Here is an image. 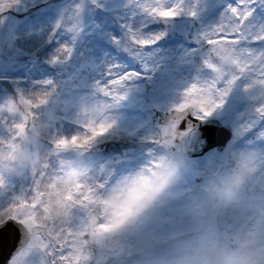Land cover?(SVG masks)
Masks as SVG:
<instances>
[{"label":"rangeland","instance_id":"rangeland-1","mask_svg":"<svg viewBox=\"0 0 264 264\" xmlns=\"http://www.w3.org/2000/svg\"><path fill=\"white\" fill-rule=\"evenodd\" d=\"M149 2L151 0H29V4L35 7L31 9V20L28 21L27 17L20 27L23 39L25 36L37 38L41 45L43 35L50 33L46 35L44 43H47L57 23L62 22L55 36L54 51H30L28 44L31 39L25 46L23 39H10V33H0V85L8 84L16 89L15 95L11 96L0 91V101L17 96L18 88L13 86L14 83L33 84V88L52 92L54 88H65L63 98L66 109L52 107L60 112L54 128L62 131L63 136L67 129L62 127V118L68 120L69 129L77 134L84 130L81 125L85 109H104V119L113 127L96 141L111 139L109 136L123 140L122 149L115 153L117 157L113 156L111 161L103 158L96 162V159H84L82 152L76 150L63 156L78 160L87 167L92 182L99 181L98 184L104 185L101 194L105 196L118 187L131 184L142 174L150 175L147 169L154 162L174 154L157 146V131L151 124V108L165 110L176 107L185 99L186 89L211 76L207 68L204 74L195 69L197 53L182 39L161 40L166 29L158 19L146 16L140 7ZM162 2L165 6L183 3L185 8L197 5V0ZM216 3L217 0H199L196 18L204 29L217 19L219 9L215 7ZM77 8L81 11L77 12ZM69 20L73 27L78 25L79 30L74 34L64 30ZM128 29L135 31L141 39H152L154 36H159V39L147 47L129 46ZM65 44L73 49L70 57L52 65L51 58ZM35 46L32 44L31 48ZM50 70L55 72L53 77L47 76L40 82L29 80ZM110 70L113 75L133 74L113 88L114 97L119 99L107 97L101 91L109 80L107 74ZM16 78L22 81L14 82ZM44 81L53 83L42 86ZM145 82L153 85L150 93H146ZM177 92L183 94L178 103L174 101ZM230 97L250 105L248 94L243 87L237 86L225 97L220 114L229 113L234 107ZM48 99L53 100L55 96L52 94ZM45 106L50 107L48 103ZM243 113L234 117L240 125L246 117ZM259 141L253 136L238 147L231 145V149L233 153L264 151ZM24 143L7 154L4 171L0 164V180L7 181L9 177L20 180L26 170L32 168H26L19 178L5 171L15 165L16 151ZM43 158L44 155L35 167L40 166ZM121 159L125 162L116 168ZM237 163L238 160L233 158V166L223 168L216 153L196 160L185 157L187 167L181 170L178 180L151 204L144 202L139 219L131 228L103 246L97 244L106 264H259L264 261V232L260 226V215L264 213V169L257 173L228 210L220 212L211 206L222 176ZM199 176L203 180L197 183L195 179ZM166 221H171V225H165Z\"/></svg>","mask_w":264,"mask_h":264},{"label":"snow or ice","instance_id":"snow-or-ice-1","mask_svg":"<svg viewBox=\"0 0 264 264\" xmlns=\"http://www.w3.org/2000/svg\"><path fill=\"white\" fill-rule=\"evenodd\" d=\"M34 7L29 0H0V33H10V39H23L20 27ZM140 7L150 19L171 20L181 14L195 18L199 0L188 8L183 3L165 6L162 0H151ZM215 7L219 9L217 19L200 37L203 63L211 76L186 89L185 99L173 112L203 121L223 107L225 97L234 87L241 86L250 105L235 135H252L264 141V0H217ZM61 27L62 22H58L53 37ZM64 30L74 34L79 28L73 27L69 20ZM128 32L129 46L147 47L159 39V36L141 39L135 31L128 29ZM72 50L69 44L63 45L50 63L59 64L70 57ZM107 75L109 80L101 91L107 97L119 99L114 97L113 88L133 74L113 75L110 70ZM52 83L44 81L42 86ZM49 95L47 91L18 93L0 101V157L14 152L27 140L30 131L39 128ZM83 120V133L70 138L48 133L39 167L27 169L20 180L12 177L0 180V264H106L96 241L90 239V231L115 232L143 206L145 190L164 157L147 169L150 175L142 174L131 184L102 195L104 186L92 182L89 169L78 160L63 156L73 150L88 151L113 127L104 119L103 108L85 109ZM179 123L166 130L163 143H174ZM232 155L238 161L264 159V151H240Z\"/></svg>","mask_w":264,"mask_h":264},{"label":"clouds","instance_id":"clouds-1","mask_svg":"<svg viewBox=\"0 0 264 264\" xmlns=\"http://www.w3.org/2000/svg\"><path fill=\"white\" fill-rule=\"evenodd\" d=\"M57 123L58 117L54 108L49 107L42 110V115L39 119V128L28 133L27 140L16 151L15 165L8 167L5 171L19 178L23 175L26 168L37 166L40 163L43 153L46 151L45 138L51 128ZM185 155L183 152L168 155L163 161L162 166L156 169V175L151 177L150 184L145 190L147 192L145 204H151L178 180L181 175V170L187 167L185 164ZM262 169H264V159L257 158L238 161L235 167L228 170L222 176L219 187L214 193L212 208L220 212L228 210ZM140 214L139 210L135 216L129 218L115 232L95 233L94 231H90V239L95 240L98 245L103 246L109 243L111 239H115L125 229L131 228L139 219Z\"/></svg>","mask_w":264,"mask_h":264},{"label":"water","instance_id":"water-1","mask_svg":"<svg viewBox=\"0 0 264 264\" xmlns=\"http://www.w3.org/2000/svg\"><path fill=\"white\" fill-rule=\"evenodd\" d=\"M163 26L168 27L169 36L176 34L179 37L186 39L189 43L198 45L202 41L199 38L193 36V27L197 24L194 18H176L171 20H160ZM197 67L202 68L201 60L198 59ZM178 100V98L176 99ZM174 117H177L174 119ZM153 127L160 133L159 145L169 148L171 150H177L183 152L189 156H198L204 154L209 148L213 146L219 147V154L223 161L230 160V152L225 151L224 147L227 140L231 136V132L224 127H221L215 120H193L188 114L181 116L179 113L162 112L155 110L153 113ZM180 121L178 128L176 129V135L174 143L165 144L166 130L172 128L173 124ZM117 143L115 141L105 142L90 149L91 152L109 151ZM264 223V217H263Z\"/></svg>","mask_w":264,"mask_h":264},{"label":"flooded vegetation","instance_id":"flooded-vegetation-1","mask_svg":"<svg viewBox=\"0 0 264 264\" xmlns=\"http://www.w3.org/2000/svg\"><path fill=\"white\" fill-rule=\"evenodd\" d=\"M183 16H186V17H191L189 15H179L177 17H183ZM196 18V17H195ZM197 20V26L194 28L193 30V34L197 37H201V33L203 32L204 28H203V25L202 23L200 22V20L198 18H196ZM166 33H168V30L166 29ZM173 38L170 37L168 40H171ZM167 40V41H168ZM195 50V52L197 53V56L196 57H201L203 58V46L202 44L199 46V47H196V48H193ZM206 70V67L200 72V73H203L204 74V71ZM152 84H149L147 82H145V89H146V93H150L151 92V89H152ZM181 93V92H180ZM177 94V93H176ZM183 99V94L181 93V97H180V101ZM228 100L229 98L226 99L227 103H228ZM230 100L234 103V107H232V109L230 110L229 113H225V114H220V109L216 112H214L210 117L206 118L205 120H211V119H215L217 121H219L223 126H227V127H230L231 130H232V139L227 143V148L230 149L231 152H233V150L231 149V145L232 147H238L239 145H242V143H244V138H250V137H253L252 135H247V136H242V137H237L235 135L237 129L236 128H239L240 127V124H238V121L239 120H236L234 119V117H239V114H242L243 115H246L245 111L248 112V109H249V104H244L243 102H241V100L238 102L237 100H235L234 98L230 97ZM179 101V102H180ZM178 103V102H177ZM175 107H170L168 109H165L163 111H168V110H171V109H174ZM155 108H151V117H152V110H154ZM162 110V109H161ZM203 120V121H205ZM157 136H158V133H157ZM165 152H169V153H178L176 151H171V150H168V149H163ZM209 153H216L217 155V148H211L207 151V153H205L203 156L201 157H198V158H202L206 155H208ZM97 157V156H96ZM186 157V155H185ZM218 157V155H217ZM187 158V157H186ZM198 158H193V160H196ZM221 163V161H220ZM232 164V165H231ZM231 164H222L221 165L223 166V168L225 167H232L233 166V163Z\"/></svg>","mask_w":264,"mask_h":264},{"label":"trees","instance_id":"trees-1","mask_svg":"<svg viewBox=\"0 0 264 264\" xmlns=\"http://www.w3.org/2000/svg\"><path fill=\"white\" fill-rule=\"evenodd\" d=\"M51 47H52V44H51V42H48V43H46V44H45V48L49 49V48H51ZM1 90H2V91H4V92H6V91L15 92V91H14V89H12V88H10V87H9V88H7V89H4V90H3V89H1Z\"/></svg>","mask_w":264,"mask_h":264}]
</instances>
